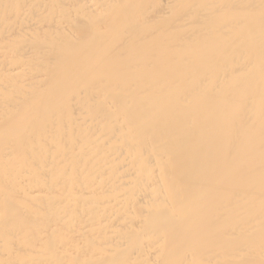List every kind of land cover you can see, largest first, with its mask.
<instances>
[{"label":"bare ground","instance_id":"1","mask_svg":"<svg viewBox=\"0 0 264 264\" xmlns=\"http://www.w3.org/2000/svg\"><path fill=\"white\" fill-rule=\"evenodd\" d=\"M0 264H264V0H0Z\"/></svg>","mask_w":264,"mask_h":264}]
</instances>
